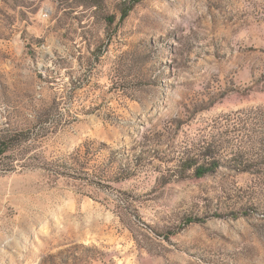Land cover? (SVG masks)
Wrapping results in <instances>:
<instances>
[{"label": "rangeland", "instance_id": "obj_1", "mask_svg": "<svg viewBox=\"0 0 264 264\" xmlns=\"http://www.w3.org/2000/svg\"><path fill=\"white\" fill-rule=\"evenodd\" d=\"M132 1L0 0V264H264V0Z\"/></svg>", "mask_w": 264, "mask_h": 264}, {"label": "trees", "instance_id": "obj_2", "mask_svg": "<svg viewBox=\"0 0 264 264\" xmlns=\"http://www.w3.org/2000/svg\"><path fill=\"white\" fill-rule=\"evenodd\" d=\"M140 0H133L131 3H129L124 10H122V15L120 18V21H124L128 16L129 13L132 11L134 6L139 2ZM88 7H97V2H89L87 4ZM116 22V18L114 16H106L105 23L107 24L108 28H111L114 23ZM19 133L15 131H7L0 135V162L5 159V157L11 153L14 152L16 149L19 148V146L22 145V143L25 140H18ZM204 156V158L211 156L210 154H201ZM203 158V159H204ZM219 165L218 162H213L209 164L208 162L203 161L200 159V157H192V158H186L185 162L183 163L184 167L187 168H193L196 167V175L199 176H205L209 172H212L215 168H217ZM191 223V222H189Z\"/></svg>", "mask_w": 264, "mask_h": 264}]
</instances>
